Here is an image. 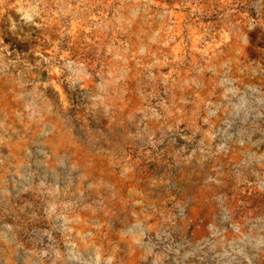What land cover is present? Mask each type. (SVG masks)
<instances>
[{
	"label": "rangeland",
	"instance_id": "rangeland-1",
	"mask_svg": "<svg viewBox=\"0 0 264 264\" xmlns=\"http://www.w3.org/2000/svg\"><path fill=\"white\" fill-rule=\"evenodd\" d=\"M0 264H264V0H0Z\"/></svg>",
	"mask_w": 264,
	"mask_h": 264
}]
</instances>
